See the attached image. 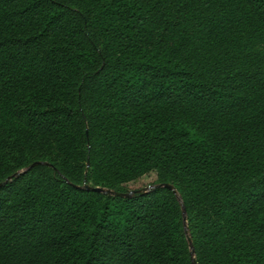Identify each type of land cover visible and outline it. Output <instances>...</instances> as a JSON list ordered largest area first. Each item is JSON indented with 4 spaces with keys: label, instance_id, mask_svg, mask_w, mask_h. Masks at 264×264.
<instances>
[{
    "label": "trees",
    "instance_id": "1",
    "mask_svg": "<svg viewBox=\"0 0 264 264\" xmlns=\"http://www.w3.org/2000/svg\"><path fill=\"white\" fill-rule=\"evenodd\" d=\"M193 259L264 264V0H0V264Z\"/></svg>",
    "mask_w": 264,
    "mask_h": 264
},
{
    "label": "water",
    "instance_id": "2",
    "mask_svg": "<svg viewBox=\"0 0 264 264\" xmlns=\"http://www.w3.org/2000/svg\"><path fill=\"white\" fill-rule=\"evenodd\" d=\"M37 163H40V162H34L31 166H33V165H35ZM24 171L25 170H22L19 173H16V175L17 174H20V173H22ZM8 179H11V177H9ZM160 186L167 187V188L171 189L176 195H178L176 189L172 185H170V184H160V185H154V186H147V187H145L143 189H140V190H138L136 192L137 193H146V192L150 191L151 189L156 188V187H160ZM86 188L90 189L89 186H86ZM91 189H93L95 191H98V192H103V193H106V194H111V195H119V196H131L132 195V193H128V194L116 193V192H114V191H112L110 189H106V188H103V187H94V188H91ZM183 222H184V229H185V233H186V236H187L188 244L190 246L191 254L193 255L194 250H193V245H192L191 238L188 235V229H187V225H186V216H185L184 209H183ZM193 263L196 264L194 259H193Z\"/></svg>",
    "mask_w": 264,
    "mask_h": 264
}]
</instances>
